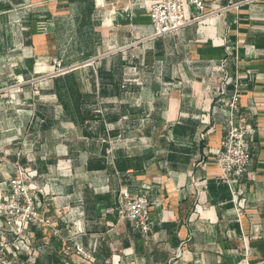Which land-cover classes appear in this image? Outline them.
Returning <instances> with one entry per match:
<instances>
[{
	"label": "crops",
	"instance_id": "obj_1",
	"mask_svg": "<svg viewBox=\"0 0 264 264\" xmlns=\"http://www.w3.org/2000/svg\"><path fill=\"white\" fill-rule=\"evenodd\" d=\"M153 1L0 0V204L19 162L55 226L19 236L0 216L14 264H264V1L150 40ZM52 59L95 64L52 76ZM234 85L256 133L226 184L214 155ZM121 188L148 193L147 238L108 213Z\"/></svg>",
	"mask_w": 264,
	"mask_h": 264
},
{
	"label": "built area",
	"instance_id": "obj_2",
	"mask_svg": "<svg viewBox=\"0 0 264 264\" xmlns=\"http://www.w3.org/2000/svg\"><path fill=\"white\" fill-rule=\"evenodd\" d=\"M264 0H240L232 2L219 12L210 11L205 13L207 5L202 0H154L150 6L149 18L151 21L152 35L150 40L162 38L169 35H177L187 27L194 24L207 22L218 13L236 11L242 6L252 5ZM190 7V12L188 8ZM36 25L40 33H46L48 23L39 20ZM94 60L84 63L63 67L57 59L51 60L53 75H62L85 66L94 65ZM42 83L40 80L23 81L18 80L16 84L7 87L11 92H19L20 85H35ZM126 84L121 88L125 89ZM3 90H0V93ZM223 106L226 110V121L224 125V135L220 143V148L214 155V161L219 169V179L226 184H239L248 174L251 164V145L255 139L256 129L249 125L247 119L242 114L239 94L236 85L229 97H225ZM102 115L99 109L96 111ZM14 171L9 180V195L0 204V216L4 228L10 233L18 231L19 236L24 233L27 227L52 228L53 219L46 208H40L36 203L34 190L27 183V173L25 168L16 162ZM150 202L147 192L139 195H131L126 188H121L117 194L114 205L108 210L110 214H116L118 221H128L132 226L147 238L152 231V223L149 215ZM55 236L60 237L59 231H54ZM9 243L0 242V264H14L8 259ZM66 255L73 253L85 261L92 258L90 252L74 243L68 246L64 252Z\"/></svg>",
	"mask_w": 264,
	"mask_h": 264
}]
</instances>
